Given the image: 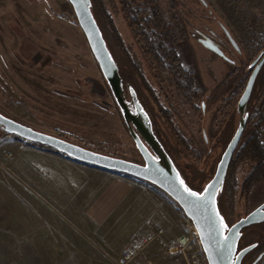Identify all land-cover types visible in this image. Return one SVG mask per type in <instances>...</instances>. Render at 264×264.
<instances>
[{"label": "rangeland", "instance_id": "1", "mask_svg": "<svg viewBox=\"0 0 264 264\" xmlns=\"http://www.w3.org/2000/svg\"><path fill=\"white\" fill-rule=\"evenodd\" d=\"M207 1L208 6L202 0H153L151 10L144 0H137V5L145 16L162 13L165 27L160 31L176 41L180 62L193 64L204 87L210 89L225 80L232 68L225 58L212 56L192 29H204L210 22L206 15L212 9V27L220 32V22L227 24L244 47V61L248 62L264 41V0ZM114 4L118 10L111 3L112 14L124 40L135 48L132 52L146 68L153 86L168 94L179 110L188 135L197 138L190 155L182 157V166L193 168L197 163L214 174L218 161L209 168L206 165L209 155L200 116L186 104L172 76L157 67L145 44L139 42L133 20L119 0ZM110 47L114 55L120 54L116 46ZM230 83L222 87L218 98L228 94ZM0 110L36 129L86 147L143 161L69 0H0ZM217 128L215 121L212 131H207L210 139ZM77 173L84 170L65 154L0 127V211L1 206L5 210L0 212V226L6 227L4 236H10L13 242L0 243V256L23 258L35 254L39 246L50 245V239L67 236L72 228L77 230L67 221L73 214L62 203L71 191L61 186L64 182L60 180V174ZM34 223L36 228L31 227ZM87 227L89 233H99V229ZM192 229L196 234L190 253L197 251L200 242L193 225ZM256 237L248 234L246 241ZM133 264L175 263L158 243H153ZM203 264L208 262L204 260Z\"/></svg>", "mask_w": 264, "mask_h": 264}, {"label": "water", "instance_id": "2", "mask_svg": "<svg viewBox=\"0 0 264 264\" xmlns=\"http://www.w3.org/2000/svg\"><path fill=\"white\" fill-rule=\"evenodd\" d=\"M69 1L143 161L138 162L86 147L36 129L1 110L0 127L5 132L46 145L79 162L126 173L152 184L168 194L182 208L197 230L208 264H240L246 253L254 246H247L237 252L242 229L264 221V202L230 226L220 210L219 197L224 189L230 162L243 134L247 120L246 104L264 57L251 74L247 88L239 101L240 119L215 173L205 182L202 189H195L188 183L175 159L158 136L154 121L137 89L130 80H124L118 62L99 25L92 0ZM203 2L208 4L207 0ZM185 188L203 195L192 196L185 191ZM261 257L259 256L252 264H256Z\"/></svg>", "mask_w": 264, "mask_h": 264}, {"label": "flooded vegetation", "instance_id": "3", "mask_svg": "<svg viewBox=\"0 0 264 264\" xmlns=\"http://www.w3.org/2000/svg\"><path fill=\"white\" fill-rule=\"evenodd\" d=\"M205 5L208 6V4ZM209 10L206 16L210 22L205 25L204 29L193 28L191 32L209 49L212 56H219L230 62L232 70L228 73L226 79H222L215 86L206 89L199 79L197 70L193 64H182L180 60L174 64H162L164 66L157 64L158 68L172 76L174 86L185 98L186 104L191 107V111L200 116V130L204 132L206 151L209 155L206 162L208 168L216 161L219 163L223 152L231 141L241 115L239 101L247 88L251 74L264 57L263 41L261 45H258V51L255 56L248 62L244 61L245 50L238 38L234 36L229 26L223 22H220L222 28L220 32L214 29L211 24L214 13L212 9ZM172 41L174 48H177L176 41L173 39ZM174 50L176 52L177 49ZM234 51H237V55L234 54ZM177 55L179 58V53ZM238 55L241 56V59ZM145 77L147 81L153 84L147 76L146 68ZM229 81L232 88L224 97L218 98L219 91ZM153 89L161 93L160 99L163 101L159 102V105L156 107L160 108V111H156L152 107L146 94L144 96L145 102L143 103L154 121L156 132L160 139L162 140L161 135L168 133L169 127L183 129L186 132L188 126L184 122H181L183 118L174 103L170 100L168 94L164 95L162 90H159L157 87L152 86V91ZM151 93L153 94L154 92ZM164 96H167V98ZM216 98H218V101L214 105ZM170 106L174 109L173 122H170L168 118ZM219 114L221 118L218 117ZM245 115H247V120L243 134L230 162L224 189L219 197L220 210L230 226L264 202V156L254 153L253 156H243L239 160L235 172H232L233 162L237 159L238 154L243 149L250 151L257 138L262 137L256 144L258 147L264 148V61L261 63L252 85L251 94L246 104ZM215 121L218 128L210 139L207 131L211 130ZM248 129H251V134L247 138H244ZM189 136L195 139V146L197 144L196 136ZM249 151L247 153H250ZM235 196H238L239 199L236 200ZM248 234L257 237L253 241L247 242L246 237ZM250 245L254 246L246 253L240 264H252L259 256H262L256 263L261 264L264 257V221L242 229V236L239 240L237 252Z\"/></svg>", "mask_w": 264, "mask_h": 264}, {"label": "crops", "instance_id": "4", "mask_svg": "<svg viewBox=\"0 0 264 264\" xmlns=\"http://www.w3.org/2000/svg\"><path fill=\"white\" fill-rule=\"evenodd\" d=\"M69 159L84 170L71 176L60 174L64 182L61 186L71 191L70 196L62 199L73 214L67 221L77 230L72 228L67 236L50 239V245L39 246L35 254L23 258L0 256V264H115L122 248L134 236L161 229L162 237L173 241L193 233V224L179 204L152 184L126 173ZM1 207L4 212V206ZM87 226L99 229V233H89ZM31 227L36 228L35 223ZM1 229L0 243L13 244L10 236H4L6 227Z\"/></svg>", "mask_w": 264, "mask_h": 264}, {"label": "trees", "instance_id": "5", "mask_svg": "<svg viewBox=\"0 0 264 264\" xmlns=\"http://www.w3.org/2000/svg\"><path fill=\"white\" fill-rule=\"evenodd\" d=\"M92 2L94 4L95 14L99 25L106 39L108 38L107 40L109 41L110 45H112V47L116 46L117 50L120 51L118 56H116L117 53H115L114 56L118 62L120 72L124 80H130L133 83L143 102H145L144 96L146 94L152 107H154L156 111H160V108L158 109L156 107L159 105V102L161 103L163 101L160 99L161 93L154 89L152 91L153 84L146 80L145 70L142 62L137 60L133 54L134 52H132V50L135 48L133 47L131 49L120 33L110 6L112 3L113 8L118 10L117 5L114 4V0H92ZM119 2L123 6L124 12L127 13L131 20H133L132 25L138 36L139 42L145 44L146 50L154 57L157 63L161 65L169 64L168 61L171 59L172 62H170V64L179 62L178 55L174 50L175 48L173 41L168 39L167 33L165 34L160 31L164 30L165 27L163 26L165 24L162 13L157 11L156 13L152 12L151 15L145 16L142 9L137 5V0H119ZM144 2L145 4H148L150 10L153 9L151 5L153 0H144ZM151 92L154 93L152 94ZM169 111V121L173 122V107L170 106ZM161 136L163 143L172 157L175 159L177 165L185 175L188 183L195 189H202L205 182H207L213 176V174H210L207 168H199L197 163L194 164L195 167L193 168L182 166L184 163H182V157H187L190 155L189 151L192 147H194V144L196 143L195 139L192 138V136H189L188 133H186L183 129H176L174 127H169L168 133H165V135L163 134ZM261 138L262 137L257 138L254 145L252 146L253 148L250 149V151L243 149L238 154L237 159L233 162L232 172H235L239 160L243 158V156H253V153L259 156H264V148H260L256 144L259 142V140H261ZM247 151L250 153H247ZM105 153L111 154L110 152ZM235 199L238 200L239 197L235 196Z\"/></svg>", "mask_w": 264, "mask_h": 264}, {"label": "built area", "instance_id": "6", "mask_svg": "<svg viewBox=\"0 0 264 264\" xmlns=\"http://www.w3.org/2000/svg\"><path fill=\"white\" fill-rule=\"evenodd\" d=\"M162 233L163 230L160 229L154 233L133 237L131 242L120 251L115 264H133L134 260L153 243H158L163 253L170 257L175 264H203V261H206L200 242L197 244V251L190 253L191 247L195 245L196 232L194 230L193 233L181 236L173 241L164 239ZM202 254L203 258L200 257Z\"/></svg>", "mask_w": 264, "mask_h": 264}, {"label": "snow or ice", "instance_id": "7", "mask_svg": "<svg viewBox=\"0 0 264 264\" xmlns=\"http://www.w3.org/2000/svg\"><path fill=\"white\" fill-rule=\"evenodd\" d=\"M181 183H183V181H181ZM209 187H211V185ZM185 191L189 192V194L192 195V196H202L203 195V194L193 193V192H191L190 189H187V188H185ZM205 191H207V189ZM220 219H221V223H223V217H221ZM224 227H228V226L224 225ZM225 239H227V237H225Z\"/></svg>", "mask_w": 264, "mask_h": 264}]
</instances>
